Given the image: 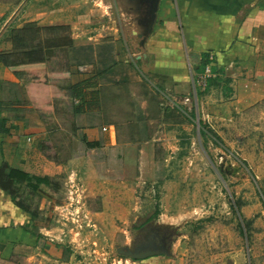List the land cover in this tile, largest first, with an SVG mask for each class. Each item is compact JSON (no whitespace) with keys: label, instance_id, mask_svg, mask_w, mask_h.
<instances>
[{"label":"rangeland","instance_id":"1","mask_svg":"<svg viewBox=\"0 0 264 264\" xmlns=\"http://www.w3.org/2000/svg\"><path fill=\"white\" fill-rule=\"evenodd\" d=\"M150 9L151 0H0L4 52L26 31L33 43L46 36V60L14 67L28 72L31 153L45 147L64 162L50 177L58 193L25 183L19 196L40 211L37 228L56 226L49 239L67 246L65 264H264V104L216 110L225 102L217 86L203 89L197 66L191 91L174 92L145 65L142 38L164 22L159 6L149 32ZM154 248L165 253L118 251Z\"/></svg>","mask_w":264,"mask_h":264},{"label":"crops","instance_id":"2","mask_svg":"<svg viewBox=\"0 0 264 264\" xmlns=\"http://www.w3.org/2000/svg\"><path fill=\"white\" fill-rule=\"evenodd\" d=\"M159 19L164 21L163 25L156 26L155 33L145 41V58L149 60L145 65L166 80L174 92L186 95L191 91L196 85L192 70L196 71L203 55L209 54L208 65L215 67L223 79H232L228 84L232 87L230 92L224 81L217 86L225 104H216V110L226 107L232 113H240L264 104V0H161ZM45 38L38 40L43 47L39 55L44 60L48 55L43 45ZM12 45L6 50L8 60L26 59ZM3 54L4 48L0 47V58ZM22 67L28 68L26 64ZM26 73L0 60V125L6 129L0 131V264H47L45 258L49 256L65 264L72 261L70 257L64 258L67 246L49 239L56 226H39L36 235L30 213L15 204L5 187L13 181L11 189L17 191L28 175L51 177L64 165L60 160H47L45 147L31 153L30 141H35L36 135L30 137L31 127L23 117L31 107L27 97L31 91L22 80ZM40 74L38 84L43 85L47 82L42 78L46 72ZM15 87L19 95L4 102L5 90ZM58 90L63 88L59 86ZM15 109L23 111L17 113L22 116L10 115ZM109 127L107 131L114 136V127ZM37 136L39 141L48 143L41 134ZM36 157L43 158L42 162ZM39 188L50 194L61 190L52 182L40 183Z\"/></svg>","mask_w":264,"mask_h":264},{"label":"trees","instance_id":"3","mask_svg":"<svg viewBox=\"0 0 264 264\" xmlns=\"http://www.w3.org/2000/svg\"><path fill=\"white\" fill-rule=\"evenodd\" d=\"M47 29V28H46ZM51 29V27H50ZM25 34L22 35V37L20 39H17L14 41V45H15V49H17V51L20 54H24V56L22 58H26V59H12L13 62H11L12 65H15V61L14 60H18L21 63L26 64V62L28 60H34V56H40L39 55V50L42 49L41 45L38 44V41L36 43V41L33 43L31 41V32H24ZM38 38V35L35 36L34 39ZM7 52L5 51L4 54L2 55L3 57L0 58L1 61H3L5 64H9L10 61H8L7 58ZM6 54V55H5ZM21 55V56H22ZM42 56V55H41ZM39 57V58H43V57ZM209 61V54H205L202 57V61L201 63L198 65V72H204L206 69V66L208 65ZM211 72L212 75L210 78H208V84L205 90H208L209 87H211L212 85L215 86H219L222 81L225 82V84L227 85V89L228 91H232V87H228V84L232 82V79L229 77H226L225 79H223V77L221 76V73L215 68V67H211ZM203 92L198 90V95L200 96ZM2 122V121H1ZM200 124L203 125L202 120L200 119ZM0 131H6V129H4L3 124L0 125ZM210 132V134L212 136L215 137H219L217 136V134H215V132L213 130H208ZM201 133L206 135V131L205 130H201ZM219 139V138H218ZM51 178L49 176H37V175H28L27 180H26V186L31 189V190H39V184L40 183H45V184H51ZM15 182L13 181H9L5 184V187L8 191H10V193L12 194V197L14 199L15 204L20 207L22 210L27 211L28 213H30L31 217H32V221L33 223H35V221L38 219L40 211H37L36 209L32 208L30 206V204L28 202H26L24 200V198H20L19 196V192L18 190H12L11 187ZM24 183V184H25ZM36 223L33 226V230L35 232L36 235H38V228L37 226H35ZM251 225V220L247 221V227H249ZM68 253L65 252L64 250V258H68Z\"/></svg>","mask_w":264,"mask_h":264},{"label":"water","instance_id":"4","mask_svg":"<svg viewBox=\"0 0 264 264\" xmlns=\"http://www.w3.org/2000/svg\"><path fill=\"white\" fill-rule=\"evenodd\" d=\"M160 1L161 0H152V7H151V18H152V23L149 28V32L152 31L154 24L156 22L157 18V12L160 6ZM146 41V37L142 38V43L144 44ZM120 253L125 254L130 256L131 258L138 260V259H144L153 255H156L158 253L164 254L165 252H157L155 250H146V251H141V252H133L131 250H124V249H119L118 250Z\"/></svg>","mask_w":264,"mask_h":264},{"label":"built area","instance_id":"5","mask_svg":"<svg viewBox=\"0 0 264 264\" xmlns=\"http://www.w3.org/2000/svg\"><path fill=\"white\" fill-rule=\"evenodd\" d=\"M211 76H213L212 72H211V67H210V65H207L204 73H202L199 76V82L202 85L203 89H206L207 84H208V78H210ZM109 129H110V127H104L105 131H107Z\"/></svg>","mask_w":264,"mask_h":264},{"label":"flooded vegetation","instance_id":"6","mask_svg":"<svg viewBox=\"0 0 264 264\" xmlns=\"http://www.w3.org/2000/svg\"><path fill=\"white\" fill-rule=\"evenodd\" d=\"M151 7H152V0H151ZM150 12H151V9H150ZM150 12H149V24H148L149 28H150V25L152 23V18H151V13ZM154 250L157 251V252H162V251H160L159 249H156V248H154ZM157 255H159V254H156V255H153V256H150V257H155ZM150 257H147V258H144V259H138V260H146V259H148Z\"/></svg>","mask_w":264,"mask_h":264}]
</instances>
